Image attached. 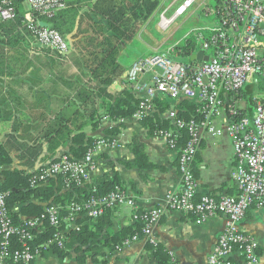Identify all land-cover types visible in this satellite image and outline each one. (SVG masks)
I'll return each mask as SVG.
<instances>
[{"label":"crops","instance_id":"obj_1","mask_svg":"<svg viewBox=\"0 0 264 264\" xmlns=\"http://www.w3.org/2000/svg\"><path fill=\"white\" fill-rule=\"evenodd\" d=\"M69 1L67 17L61 19L68 22L71 32L65 37L69 46L65 54L40 48L21 26L0 22V149L11 159L0 171H36L60 155L70 157L75 145L68 140L58 143L56 138L53 140L54 132L65 127L72 131L71 137L82 132L86 141L107 138L115 143V149L96 164L92 173L94 184L113 168L136 209H164L166 195L181 190L178 151L168 148L162 137L151 136L134 115L111 120L102 104L121 98L123 92L139 100L127 81V70L143 55L136 49L143 44L142 30L137 28L143 27V23L149 25L163 5L168 3L169 7L176 0H159L162 6L146 20L140 4L131 0H109L110 4L99 6L96 0ZM22 9L28 13L26 6ZM151 24L152 29L155 25ZM105 36H115L122 42V62L117 75L102 84L92 77L85 54L78 53V48L93 51V40L99 42ZM132 40L139 46L132 45ZM80 91L91 92L90 99L88 94L87 101H83V96H78ZM54 142L58 144L55 149ZM134 150L143 152L145 161L137 163ZM192 168L199 196L218 197L235 192L231 180L233 145L227 135L202 134ZM2 180L0 174V183ZM132 216L133 208L121 205L100 222H85L84 225L94 227L95 237L89 238L90 243L72 244L68 256L62 260L39 257L31 264H157L144 240L120 248L109 243L134 224ZM224 220L217 215L197 222L193 217L164 209L153 234L175 264H204L223 231ZM239 226L258 242L260 264H264V200L247 211ZM232 258L238 262L237 257Z\"/></svg>","mask_w":264,"mask_h":264},{"label":"built area","instance_id":"obj_2","mask_svg":"<svg viewBox=\"0 0 264 264\" xmlns=\"http://www.w3.org/2000/svg\"><path fill=\"white\" fill-rule=\"evenodd\" d=\"M66 1L21 0V4L28 8L22 28L25 27L44 50L59 54L69 50L67 41L58 32L49 26H40L44 22L42 18L50 19L66 10ZM195 1L186 0L178 13L184 12ZM220 1L216 9H206V15L214 16L216 29L209 40L200 43L199 51L204 52L206 61L183 63L177 60V54L166 52L144 56L127 70V81L129 89L139 96L140 103L134 114L138 120L152 113L155 100L164 99L170 105L166 116L173 129L159 137L166 141L168 148L179 151L177 170L181 190L166 195L164 209L193 217L197 222H205L217 215L225 218L223 231L204 264H236L231 261L232 257H237L241 264H260L256 256L257 241L244 233L239 225L248 206L255 200L260 204L264 197V0ZM172 7L173 4L167 9ZM167 9L158 16L157 25L162 30L167 29L174 18V15L169 19L165 17ZM33 15L37 18L33 19ZM15 18L13 0H0V22H14ZM244 86L261 95L252 97L250 107L240 95ZM182 101L203 105L205 118L184 124L174 109ZM181 129H186L191 137L184 148L175 145ZM202 134L210 137L225 134L230 138L234 154L231 180L238 191L235 196H198L192 164ZM114 149V142L99 139L82 159H72L67 154L56 157L39 169L37 180L46 182L59 176L64 191L72 185H91V192H95L92 173L101 157ZM122 203L133 205L121 190L102 200L91 196L80 204H72L63 218L57 216L58 207L51 205L47 210L51 226L59 228L66 224L68 227L58 231L48 244L54 243L63 249L68 232H79L78 219L92 223L104 214L105 208L118 207ZM164 209L148 210L143 218L142 237L135 234L121 246L138 240L155 246L153 230ZM9 224L4 193L0 190V264L33 263L39 253L32 252L26 242L32 238L31 231L39 232L40 222L28 220L22 228ZM13 236L22 241L19 250L12 251L10 239Z\"/></svg>","mask_w":264,"mask_h":264},{"label":"trees","instance_id":"obj_3","mask_svg":"<svg viewBox=\"0 0 264 264\" xmlns=\"http://www.w3.org/2000/svg\"><path fill=\"white\" fill-rule=\"evenodd\" d=\"M96 1L97 6L101 5L102 3L110 4L109 0ZM131 1L135 2V4L137 5L140 4L141 13L144 20L149 19L151 16H153L156 9L160 5L159 0ZM216 2L217 8L221 1L216 0ZM66 4L68 6L67 9L58 12L52 19L42 18L44 22H47L50 28L57 30V32H59L61 26H65L66 24H68V22H65V20L61 22V19H65L67 17V10L69 9L71 2L67 0ZM13 6L16 11V18L14 22H10L11 27L12 25L13 27H22L25 23L26 14L22 9L24 6L21 4V0H13ZM117 12L115 14H118ZM202 13L203 15L208 16L206 15V11L204 9H202ZM36 18V15H33V19ZM214 21H212L213 23L209 25L195 29V31H193L191 35H183L178 38L176 48L174 47L177 53H174L173 48H170V52L168 51L169 49H167L166 51H153L149 55L156 53L165 54V52L171 55L177 54V60L183 63H189L191 54H194L195 52L199 51L201 41L209 40L211 36L216 33V29H214ZM110 25L112 24L110 23ZM22 29L23 31H25V33L29 34L33 38L32 34L29 33L25 27ZM59 34L61 36L63 35L61 32H59ZM205 34H207V36ZM92 44L94 47L93 51L92 49L81 50L78 48V53L85 54V63L87 67L91 69L92 77L94 79H97L102 84L108 83L117 75L118 70L120 68V62H122L120 60L122 42H119V39L115 36H105L102 37L101 41L99 42L93 40V43H91V45ZM134 44L135 46L137 45L135 41L132 42V45ZM144 56H148V54L142 55L141 57ZM251 91V89L245 86L242 88V91H240V95L243 99L246 100L247 107L252 106L251 103L253 96L251 95ZM88 94L90 99V96L92 95L91 92L88 93L85 91H80L78 96H83V101H87ZM139 103L140 100L135 99L131 93L123 92L121 98H117L113 102H104L102 104V108L104 109L105 115L108 118L113 121H118L133 116L137 111V106ZM168 104L169 103H167V101H165L164 99L155 100V107L153 108L152 113L148 116L143 117L140 120V122H142L143 126L148 130V133L151 136H161L162 133L168 132L173 129L169 120L165 117L166 112L170 108ZM174 109L177 111L178 118L186 125L189 124V122L191 121H199L200 119L205 118L206 116V112L203 109V105L195 104L190 101H182L178 105L174 106ZM77 114L79 113L77 112L76 115ZM91 116L93 119L94 114H92ZM237 118L239 119V117ZM93 120H95V118ZM71 133L72 131L70 129L63 127L62 130H57L54 132L53 140L56 138L57 143L60 142L59 140H61L62 142L66 140L70 141L71 144L75 145V147L73 146L70 150V158L82 159L87 153L88 149L93 147L98 140L89 139L86 141L85 136L82 132L78 133L74 137L70 136ZM190 138L191 137L188 134L187 130L181 129V134L177 136V140H175V145L180 148H184L190 141ZM56 142L53 143L54 149L58 145ZM134 154L136 156L137 163L139 160L145 161V156L143 152H139V150H134ZM196 156L194 158L193 164L196 160ZM54 160H56V158L51 160V162ZM10 163L11 159L8 154L5 152V150L0 149V167L8 165ZM41 168H38L36 171H27L25 169L13 171H0V174L3 177V180L0 183V190L2 193H4L6 215L7 220H9L10 222V226L22 228L24 223L28 220H38L40 222V226L38 228L39 232L31 231L30 235L32 236V238L27 240L26 242L27 245L30 247L31 251L38 252L40 258H49L53 256L58 260H62L63 258L68 256L69 249L71 248L72 244L77 242H79V244L84 245L86 243H90V241L88 242L89 238L95 237L92 233L94 227L89 225H82L84 224L85 219H78L76 221V224L80 226V230L79 232H68V234L66 235V240L68 239V241L67 243H65L63 249L58 248L54 243L49 245L48 243L53 239V236L58 231L66 230L67 227H65L63 224H61L59 228L51 226L47 218L48 208L51 205L58 207L57 216L59 218H63L68 214V209L74 203L80 204L82 201L88 200V198L91 196H93L95 199L102 200L110 194L116 193V190H121L125 194L126 192L121 187L117 173L114 171L113 168H110L107 175H105L102 180L96 183L94 187L95 192H91V185H86L84 187L72 185L73 187H71L67 191H64L65 187L61 177L59 176L48 179L46 182L38 181L37 178L40 175L39 169ZM234 189L235 192L233 194L225 195L235 196L238 191L235 186ZM128 199L132 201V199ZM263 200L264 197L261 199V201ZM132 203L133 205H129L127 203H122L119 205H128L129 207L133 208L132 218L136 217V219H133L134 224L130 228L124 229L120 231L116 237H112V241H109V243L113 246L123 245V243L127 239H129V237L134 236L135 234L142 237V230L144 227L143 218L147 214V211H141L136 209L134 201H132ZM256 203L257 202L255 200L251 205H249L245 211V214L251 207H254ZM116 208L117 207L105 208L104 214L94 222H100L102 218L107 217L109 213ZM245 214L242 220L244 219ZM10 242L12 251L19 250L21 248L22 241L20 240V237L13 236L10 239ZM147 247L153 251L152 256L157 262V264H174V262L171 260L170 254L159 244L153 246L147 243ZM256 256L258 257V259H260L259 244L258 249L256 250ZM231 261L233 263H236L235 261H233V258L231 259ZM99 263L103 264L104 262ZM237 263H240L239 259Z\"/></svg>","mask_w":264,"mask_h":264},{"label":"rangeland","instance_id":"obj_4","mask_svg":"<svg viewBox=\"0 0 264 264\" xmlns=\"http://www.w3.org/2000/svg\"><path fill=\"white\" fill-rule=\"evenodd\" d=\"M185 1L186 0H178L177 2L173 3V7L170 9H167V6L169 5L168 3L167 5H163L162 10H160L157 13L158 15H155V17L151 20L153 25H155L152 29V24L150 21L149 25L143 23V27L140 25V27L137 28L138 31L142 30L143 41V44H141L140 46L137 44V46H139V49L136 48L138 54L149 55L153 51H166L170 48H173L174 53H177L175 48L178 43V38L183 35H191V33L195 31V29L213 23L212 21H214V16L203 15L202 9H204L205 11L206 9L214 10L217 6L216 0H197L193 2L191 6L187 8L184 12L178 13L179 8L183 5ZM161 6L162 4L160 5V7ZM166 9L167 12L165 13V17L169 19L174 15V18L171 22V25L167 29L162 30L157 25V16H159ZM154 19L155 24L153 21ZM60 28L61 29H59V32L63 34V38H65L67 34H71L70 26H68L67 24L65 26H61ZM55 31L57 32V30ZM205 35L207 36V34ZM251 95L255 97L261 96L259 93L254 91H251ZM63 225L65 227H68L66 224Z\"/></svg>","mask_w":264,"mask_h":264},{"label":"water","instance_id":"obj_5","mask_svg":"<svg viewBox=\"0 0 264 264\" xmlns=\"http://www.w3.org/2000/svg\"><path fill=\"white\" fill-rule=\"evenodd\" d=\"M40 26L42 27H46L47 25L43 22L40 23ZM206 61V58H204V52L202 50L198 51L194 56H192L190 58V61L193 62V61H197V62H200V61Z\"/></svg>","mask_w":264,"mask_h":264}]
</instances>
